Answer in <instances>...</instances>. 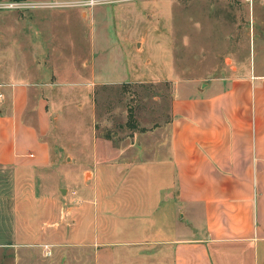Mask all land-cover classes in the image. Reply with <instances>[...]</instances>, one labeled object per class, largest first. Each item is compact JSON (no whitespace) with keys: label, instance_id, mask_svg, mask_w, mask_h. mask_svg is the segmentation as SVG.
Listing matches in <instances>:
<instances>
[{"label":"crops","instance_id":"crops-1","mask_svg":"<svg viewBox=\"0 0 264 264\" xmlns=\"http://www.w3.org/2000/svg\"><path fill=\"white\" fill-rule=\"evenodd\" d=\"M209 69L185 88L165 79L168 122L105 140L83 189L62 200L41 173L51 166L45 100L0 72V264H264V72L232 60Z\"/></svg>","mask_w":264,"mask_h":264},{"label":"rangeland","instance_id":"rangeland-1","mask_svg":"<svg viewBox=\"0 0 264 264\" xmlns=\"http://www.w3.org/2000/svg\"><path fill=\"white\" fill-rule=\"evenodd\" d=\"M17 3L29 7L0 9V72L45 100L51 166L41 173L60 200L66 189H83L81 172L92 167L93 149L106 154L105 140L117 145L168 122L173 87L165 79L185 88L225 60L264 72V0ZM127 78L138 80L118 84Z\"/></svg>","mask_w":264,"mask_h":264},{"label":"built area","instance_id":"built-area-1","mask_svg":"<svg viewBox=\"0 0 264 264\" xmlns=\"http://www.w3.org/2000/svg\"><path fill=\"white\" fill-rule=\"evenodd\" d=\"M26 7H29V6L26 4H23V3H16V2L7 3V4H0V9L1 8H4V9H22V8H26ZM2 98H3V94L0 92V101L2 100ZM49 248H50L49 246H43L44 255L46 257H49L51 255Z\"/></svg>","mask_w":264,"mask_h":264},{"label":"trees","instance_id":"trees-1","mask_svg":"<svg viewBox=\"0 0 264 264\" xmlns=\"http://www.w3.org/2000/svg\"><path fill=\"white\" fill-rule=\"evenodd\" d=\"M13 2H20V1H23V0H12Z\"/></svg>","mask_w":264,"mask_h":264}]
</instances>
